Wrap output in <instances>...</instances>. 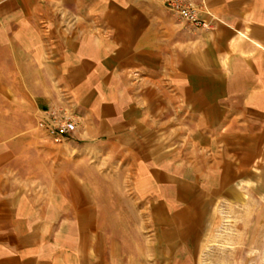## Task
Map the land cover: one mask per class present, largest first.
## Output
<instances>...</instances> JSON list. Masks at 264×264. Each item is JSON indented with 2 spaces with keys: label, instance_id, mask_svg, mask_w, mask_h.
I'll use <instances>...</instances> for the list:
<instances>
[{
  "label": "crops",
  "instance_id": "crops-1",
  "mask_svg": "<svg viewBox=\"0 0 264 264\" xmlns=\"http://www.w3.org/2000/svg\"><path fill=\"white\" fill-rule=\"evenodd\" d=\"M186 1L0 0V264L264 260V0Z\"/></svg>",
  "mask_w": 264,
  "mask_h": 264
},
{
  "label": "built area",
  "instance_id": "built-area-1",
  "mask_svg": "<svg viewBox=\"0 0 264 264\" xmlns=\"http://www.w3.org/2000/svg\"><path fill=\"white\" fill-rule=\"evenodd\" d=\"M168 9L198 28L210 29L211 23L201 20L198 9L186 0H164ZM39 127L45 129L55 143H61L73 136L77 130V119L65 112L52 110L46 113V117L39 123Z\"/></svg>",
  "mask_w": 264,
  "mask_h": 264
},
{
  "label": "rangeland",
  "instance_id": "rangeland-1",
  "mask_svg": "<svg viewBox=\"0 0 264 264\" xmlns=\"http://www.w3.org/2000/svg\"><path fill=\"white\" fill-rule=\"evenodd\" d=\"M240 216V220L239 221H242V219H243V217L245 218V221H248V218H249V220L253 223V221H254V214L252 213L251 215H250V217L248 216V217H246V215L245 216H243V215H239ZM240 232H242V231H240ZM262 233H264V230H262L261 231ZM243 233H246V231H243ZM244 236V235H243ZM259 247H256V249H258ZM263 248V247H262ZM235 261L233 262L234 264H264V260H263V255H260V257H256L255 258V256H251V260L252 261H250V262H248V263H242V262H240V255L238 254V252H236V254H235ZM239 260V261H238ZM230 264V263H229Z\"/></svg>",
  "mask_w": 264,
  "mask_h": 264
}]
</instances>
